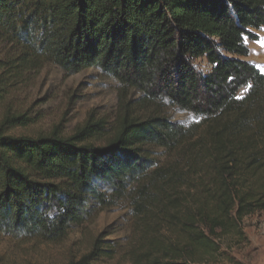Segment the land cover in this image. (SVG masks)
Masks as SVG:
<instances>
[{"label":"trees","instance_id":"trees-1","mask_svg":"<svg viewBox=\"0 0 264 264\" xmlns=\"http://www.w3.org/2000/svg\"><path fill=\"white\" fill-rule=\"evenodd\" d=\"M263 28L264 0H0V103L48 65L96 68L120 89L112 122L70 137L0 128V236L60 243L121 208L130 264L212 258L264 211V74L246 42ZM172 108L198 122L171 121ZM115 250L98 240L68 264Z\"/></svg>","mask_w":264,"mask_h":264},{"label":"rangeland","instance_id":"rangeland-1","mask_svg":"<svg viewBox=\"0 0 264 264\" xmlns=\"http://www.w3.org/2000/svg\"><path fill=\"white\" fill-rule=\"evenodd\" d=\"M256 41L247 39L248 60L264 74V28L253 31ZM198 68L208 73L205 60ZM119 84L96 68L75 75L65 74L59 67L48 65L26 74L14 92L0 103V128L11 136H40L57 132L70 137L87 122H112L119 111ZM246 89L239 93L243 97ZM137 99L131 92L128 101ZM171 121L191 125L198 120L188 112L166 109ZM167 161L166 157H160ZM129 211L115 208L103 212L97 220L71 233L60 243L17 241L0 236V264H68L88 254L98 240L116 247L113 259L101 264H130L126 251L135 236L129 228ZM220 251L203 264H264V211L244 218L237 232L218 240Z\"/></svg>","mask_w":264,"mask_h":264}]
</instances>
